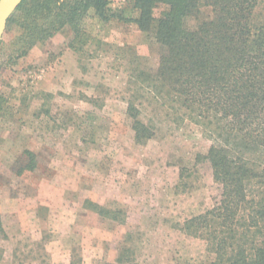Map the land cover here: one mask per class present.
<instances>
[{
	"label": "rangeland",
	"instance_id": "rangeland-1",
	"mask_svg": "<svg viewBox=\"0 0 264 264\" xmlns=\"http://www.w3.org/2000/svg\"><path fill=\"white\" fill-rule=\"evenodd\" d=\"M108 7L107 21L92 11L84 19L81 49L68 26L20 57L10 47L15 30L0 39V264H118L122 248L133 264L212 260L205 240L182 230L220 195L208 162L197 160L211 140L144 93L138 116L153 135L135 141L129 77L156 67L159 45L130 20L132 0ZM263 18L260 0L255 19ZM26 151L32 170L23 169ZM86 199L119 220L85 209Z\"/></svg>",
	"mask_w": 264,
	"mask_h": 264
},
{
	"label": "trees",
	"instance_id": "trees-1",
	"mask_svg": "<svg viewBox=\"0 0 264 264\" xmlns=\"http://www.w3.org/2000/svg\"><path fill=\"white\" fill-rule=\"evenodd\" d=\"M259 1L132 0L137 15L130 20L154 38L159 55L154 69H132L126 113L138 143L153 135L138 116L144 93L173 113L187 114L211 140L197 160L208 162L219 198L182 225L185 233L205 240L209 264H264V18L255 19ZM108 5L109 0H22L7 21L5 31L15 30L10 47L20 57L68 26L81 49L88 39L84 19L92 11L107 21L113 17ZM25 153L23 169L32 170L34 156ZM82 206L119 220L114 208L89 199ZM0 237H6L1 217ZM116 261L133 264L129 248L119 250Z\"/></svg>",
	"mask_w": 264,
	"mask_h": 264
},
{
	"label": "water",
	"instance_id": "water-1",
	"mask_svg": "<svg viewBox=\"0 0 264 264\" xmlns=\"http://www.w3.org/2000/svg\"><path fill=\"white\" fill-rule=\"evenodd\" d=\"M22 0H0V39L5 31L7 21Z\"/></svg>",
	"mask_w": 264,
	"mask_h": 264
},
{
	"label": "crops",
	"instance_id": "crops-1",
	"mask_svg": "<svg viewBox=\"0 0 264 264\" xmlns=\"http://www.w3.org/2000/svg\"><path fill=\"white\" fill-rule=\"evenodd\" d=\"M1 221H2V219H1Z\"/></svg>",
	"mask_w": 264,
	"mask_h": 264
}]
</instances>
